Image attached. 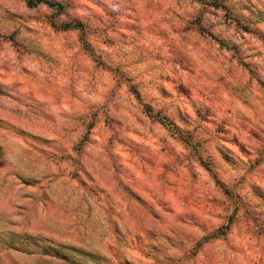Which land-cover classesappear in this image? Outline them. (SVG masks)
Masks as SVG:
<instances>
[{"label": "rangeland", "instance_id": "374dc122", "mask_svg": "<svg viewBox=\"0 0 264 264\" xmlns=\"http://www.w3.org/2000/svg\"><path fill=\"white\" fill-rule=\"evenodd\" d=\"M52 1L0 0V264H264V0Z\"/></svg>", "mask_w": 264, "mask_h": 264}, {"label": "trees", "instance_id": "16d2710c", "mask_svg": "<svg viewBox=\"0 0 264 264\" xmlns=\"http://www.w3.org/2000/svg\"><path fill=\"white\" fill-rule=\"evenodd\" d=\"M26 5L28 7H36L39 5H44L50 9H52L55 13V15H59L63 13V5L60 4L59 2L56 1H52V0H25ZM54 24V23H53ZM82 22L79 20H75V21H71V22H63L59 25V28L61 29H80L82 30ZM148 112L150 113L151 109H147ZM152 116H154L155 118H157L158 120H160L161 122H165V118L164 117H160L157 114H153L150 113ZM85 140V139H84ZM83 141V140H82ZM82 141L81 143L77 145L76 149L79 151V149L81 148L80 146L82 145ZM22 238V237H21ZM25 243H27L28 241H24ZM22 241V243H24ZM6 246L8 248H13V249H18L20 251H25L28 253H37L43 256H48V255H52L54 257L57 258H64V254L59 251V250H54L53 253L50 251V248H47L45 246H42L38 243H36L35 245V249L29 250L27 249L25 246H21V245H14V243H6Z\"/></svg>", "mask_w": 264, "mask_h": 264}]
</instances>
